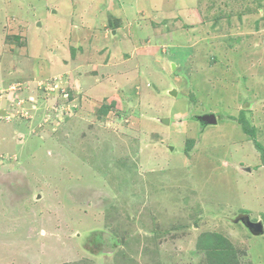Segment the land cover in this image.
<instances>
[{
    "label": "rangeland",
    "instance_id": "1",
    "mask_svg": "<svg viewBox=\"0 0 264 264\" xmlns=\"http://www.w3.org/2000/svg\"><path fill=\"white\" fill-rule=\"evenodd\" d=\"M244 217L264 0H0V264H264Z\"/></svg>",
    "mask_w": 264,
    "mask_h": 264
},
{
    "label": "water",
    "instance_id": "2",
    "mask_svg": "<svg viewBox=\"0 0 264 264\" xmlns=\"http://www.w3.org/2000/svg\"><path fill=\"white\" fill-rule=\"evenodd\" d=\"M173 67H175L174 64H173ZM170 95L176 97L177 91L176 90L171 91ZM198 120L202 123V125H217L218 124L215 114H206L203 116H199ZM161 121L165 124L170 125V119H161ZM242 221H243V224L251 231L253 235L260 236L264 234V228H263L262 223L252 222L248 217H244Z\"/></svg>",
    "mask_w": 264,
    "mask_h": 264
},
{
    "label": "trees",
    "instance_id": "3",
    "mask_svg": "<svg viewBox=\"0 0 264 264\" xmlns=\"http://www.w3.org/2000/svg\"><path fill=\"white\" fill-rule=\"evenodd\" d=\"M260 149H262L261 147H258ZM95 232H98L97 230H93L92 233H90L87 237V240L85 241L84 240V243L82 244V250L86 251L87 253L88 252V248H90L89 251H92L90 253H92V255L94 254V250H96V240H95V237L93 234H95ZM107 234V233H106ZM109 235V234H108ZM90 242V243H89ZM110 242V240L108 241V243ZM109 246V245H108ZM100 253V252H99ZM100 255V254H97V256Z\"/></svg>",
    "mask_w": 264,
    "mask_h": 264
},
{
    "label": "flooded vegetation",
    "instance_id": "4",
    "mask_svg": "<svg viewBox=\"0 0 264 264\" xmlns=\"http://www.w3.org/2000/svg\"><path fill=\"white\" fill-rule=\"evenodd\" d=\"M99 234H100V236L102 237L101 242L103 243L104 240L106 239V240H107L106 243H108L109 238L106 236V235H108V234H106V233H104V232H95V234H94L95 236H94V237L98 238ZM100 236H99V237H100ZM108 236H109V235H108ZM95 240H96V239H95ZM108 244H111V243L109 242ZM108 244H107V245H108ZM99 246H102V245H99ZM96 249L99 250V248H97V247H96ZM100 249H102V247H100Z\"/></svg>",
    "mask_w": 264,
    "mask_h": 264
},
{
    "label": "clouds",
    "instance_id": "5",
    "mask_svg": "<svg viewBox=\"0 0 264 264\" xmlns=\"http://www.w3.org/2000/svg\"><path fill=\"white\" fill-rule=\"evenodd\" d=\"M174 90V89H173ZM174 97V96H173ZM206 114H214L213 112H210V113H205V114H201V115H199V116H203V115H206ZM199 116H196V117H191V118H189V119H195L196 121H198L200 124H201V126L204 128L205 127V125H202V123L198 120V117ZM216 118H217V116H216ZM217 121H218V119H217ZM212 126V125H211ZM192 140V139H191ZM187 145H188V147H189V144L188 143H186ZM187 153H188V149H187ZM186 153V154H187Z\"/></svg>",
    "mask_w": 264,
    "mask_h": 264
},
{
    "label": "crops",
    "instance_id": "6",
    "mask_svg": "<svg viewBox=\"0 0 264 264\" xmlns=\"http://www.w3.org/2000/svg\"><path fill=\"white\" fill-rule=\"evenodd\" d=\"M126 11V10H125ZM118 20V19H117ZM181 149H183V151L185 152V153H187V149H188V145L186 144V146L184 147V148H181ZM261 169V168H260ZM248 171H249V169H248ZM247 172V171H246ZM250 173H252V170H250Z\"/></svg>",
    "mask_w": 264,
    "mask_h": 264
}]
</instances>
